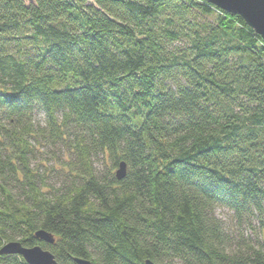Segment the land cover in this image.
Returning a JSON list of instances; mask_svg holds the SVG:
<instances>
[{
    "label": "trees",
    "instance_id": "1",
    "mask_svg": "<svg viewBox=\"0 0 264 264\" xmlns=\"http://www.w3.org/2000/svg\"><path fill=\"white\" fill-rule=\"evenodd\" d=\"M12 241L59 264H264L262 37L205 0H0Z\"/></svg>",
    "mask_w": 264,
    "mask_h": 264
},
{
    "label": "water",
    "instance_id": "2",
    "mask_svg": "<svg viewBox=\"0 0 264 264\" xmlns=\"http://www.w3.org/2000/svg\"><path fill=\"white\" fill-rule=\"evenodd\" d=\"M222 11L240 16L246 24L264 40V0H205ZM127 175V164L120 163L116 172L118 180H122ZM36 239L55 244L56 239L53 234L40 230L35 234ZM0 254L3 256L17 255L22 257L27 264H59L55 256L48 250L40 246L25 247L19 241H12L5 244ZM76 264H93L90 260L75 258ZM147 264H152L147 261Z\"/></svg>",
    "mask_w": 264,
    "mask_h": 264
},
{
    "label": "rangeland",
    "instance_id": "3",
    "mask_svg": "<svg viewBox=\"0 0 264 264\" xmlns=\"http://www.w3.org/2000/svg\"><path fill=\"white\" fill-rule=\"evenodd\" d=\"M46 158H47V156L45 155V151L44 152L42 151V153H40V154H36V157H34V159H33L34 162H33L32 166L35 167V166H37L39 164H42V166L45 165L44 160ZM47 167H49V166H47ZM218 215L223 220H227L228 221V218H229L228 216L229 215H228V212L226 210H220L218 212Z\"/></svg>",
    "mask_w": 264,
    "mask_h": 264
}]
</instances>
